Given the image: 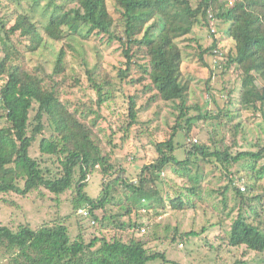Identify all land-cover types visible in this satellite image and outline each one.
<instances>
[{"label": "trees", "instance_id": "1", "mask_svg": "<svg viewBox=\"0 0 264 264\" xmlns=\"http://www.w3.org/2000/svg\"><path fill=\"white\" fill-rule=\"evenodd\" d=\"M0 2V119L6 123L0 128L2 201L9 206L15 205L5 198L9 195L25 197L34 192L44 199L45 194L60 197L73 193L71 212L66 218L43 223L35 229L30 224L16 229L0 225L2 263L146 264L163 258V254L149 249L151 240L145 235L148 206L152 204L155 208L152 202L163 196L161 174L167 169L189 173L190 166L199 162L213 168L219 164L221 176L228 178L231 185L235 182L228 176L229 168L244 164L243 171L247 174L244 192L248 191L250 196L236 190L237 214L230 223L229 235L220 238L230 247L244 246L253 252H264V219L256 205L263 198L259 192L264 194V0ZM109 2L116 6L118 18L110 13ZM217 21L228 24L226 37L233 46L224 54L215 39L203 53L220 60L215 68L221 69L222 74L232 69L238 72V104L241 109L252 110L262 126L261 136L249 144V150L243 146L246 139L241 134V124L229 127L217 137V128L222 130L224 119L231 112L220 107L204 112L199 106L188 104L191 83L184 78V51L174 35L184 28V22L193 28L198 23L210 27ZM92 35L120 44L126 60L117 67L116 75L104 69L96 73L98 65L89 67L67 41L75 37L87 40ZM57 44L67 45L79 59L91 93L87 100L69 101L62 97L65 88L72 91L82 84L73 67H70L74 72L72 81L68 82L63 48L52 66L41 61L40 52ZM204 67H208L212 78L216 69L207 63ZM133 84H142L144 91H154V99L169 104L176 113L168 138L152 143L156 158L136 178L130 179L125 169L113 162L112 151L104 143L100 120L108 121L109 117L111 134H122V141L130 138L131 131L140 132L135 95H126L124 117L114 118V111L105 113L117 102L121 89ZM207 90L209 94V87ZM207 98L216 102L211 93ZM209 121L215 124L206 141L186 143L194 122ZM179 132L185 138L182 161L174 156L177 147L174 139ZM33 150L38 156L32 155ZM93 172L102 178L101 193L96 199L85 192L87 179ZM189 181L186 200L176 191L170 198L173 211L184 212L201 202L200 182L190 177ZM82 208L88 209L95 223L89 222L90 227L98 230L89 240L81 230L76 236H69L71 229L67 222ZM196 234L189 232L182 236Z\"/></svg>", "mask_w": 264, "mask_h": 264}, {"label": "rangeland", "instance_id": "2", "mask_svg": "<svg viewBox=\"0 0 264 264\" xmlns=\"http://www.w3.org/2000/svg\"><path fill=\"white\" fill-rule=\"evenodd\" d=\"M214 5L217 6V2ZM108 7L110 13L118 18L119 13L114 3L109 2ZM183 27L175 33L174 37L184 51L182 65L184 78L191 83L188 91V104L197 105L204 112L207 110L217 111L218 107L231 112V116L224 119L222 130L217 128V137L219 139L221 133H225L229 127L241 124L240 130L243 132L241 134L246 139L243 146L245 150H249V144L256 137L261 136L262 126L252 110L241 109L238 104V72L231 68V71L222 74L221 69L215 68L220 64V60L203 53L215 39L219 41L218 47L224 54L233 46L232 41L226 37L228 24L217 21L210 27L198 23L190 28L188 23L184 22ZM213 28L215 29L214 36L211 33ZM67 41L77 49L81 57L85 58L89 67L98 65L96 73H101V70L104 69L116 75L117 67L126 60L120 44L117 41L108 43L105 37L92 35L87 40L75 37L71 39L72 42ZM60 48H63L65 52V75L69 76L68 82L72 81L71 76L74 72L70 67H73L75 73L79 74L82 83L81 87L76 86L72 91L65 88L62 97L69 101L87 100L91 93L88 91L89 83L86 81L84 69L81 68L79 59L73 56V51L67 45L57 44L48 50L43 49L40 52L41 61L52 66ZM24 49L27 50L25 47ZM204 63H207L212 69H216L212 78L208 67H204ZM208 87L211 90L209 94L211 93L215 98V103L208 100L211 98H207ZM230 91L232 94H229ZM128 94L137 97L138 127L142 128L139 130L140 134L133 130L129 135L130 138L122 141V134H111L110 127H108L109 117H107L108 121L100 120V126L104 129L102 134L104 143L107 144L109 151H112L113 162L123 167L130 179H134L146 164L156 158L157 154L152 143L165 141L168 138L174 125L176 112H173L174 108L169 104H163L159 99H154V91H144L142 84H133L121 89L117 95V102L106 107L105 113L114 111L112 114L114 118L124 117L127 109L126 95ZM228 97L230 100L227 99ZM214 124L215 121H209L207 124L194 122L189 138L196 139L199 144L206 141L208 131H211ZM5 125V121L0 119V128ZM109 139L111 140L110 145L108 144ZM174 141L177 145L174 156L177 160L182 161L185 159L183 134L179 132ZM32 155L38 156L37 151L33 150ZM189 169V173L167 169L160 176L163 196L152 202L155 208L152 207V204L148 206L149 217L145 219L148 229L145 235H148L151 240L149 249L163 254V258L159 257L146 264H264V252H253L244 246L230 247L227 241L220 238V235H223V238L225 235H229L230 223L237 214L236 190L239 186H244V182L247 181V174L243 171L244 164H237L229 168L228 176L234 180L233 185L228 183V178L221 176L219 164L213 168L209 164L199 162V164L191 165ZM189 177L201 184L199 192L201 202L184 212L173 211L170 207V198L174 197L176 191L178 195L182 194V198L186 200L189 196L186 191V188L190 186ZM101 187L100 174L93 172L87 179L85 192L91 199H96L101 193ZM170 187H174L176 190ZM243 193L250 196L248 191ZM72 194V192H68L60 197L45 194L44 199L34 192L25 197L9 195L5 198L15 203V205L10 203L9 206L3 203V195H0V225L16 229L19 225L30 224L35 229L43 223L66 218L71 212ZM259 194L263 198L259 203L256 202V205L259 211H262L264 219V194L262 192ZM68 225L71 229L69 236L74 237L81 230L85 238L89 240L93 233H98V230H93L90 227L89 220L80 217L78 213L67 222ZM140 232L142 233V229ZM189 232L197 234L194 237L182 236ZM0 264H4L1 259Z\"/></svg>", "mask_w": 264, "mask_h": 264}, {"label": "built area", "instance_id": "3", "mask_svg": "<svg viewBox=\"0 0 264 264\" xmlns=\"http://www.w3.org/2000/svg\"><path fill=\"white\" fill-rule=\"evenodd\" d=\"M225 1H228V0H225ZM211 33H215V29H211ZM215 53H218L217 51H214ZM187 143H194V144H197L198 141L196 139H191V138H187L186 139ZM240 191L244 192L245 191V187L244 186H239L238 188ZM79 215L85 219H88L90 224L91 225H94V221L91 219V215H90V212L88 211V209L86 208H82L78 211Z\"/></svg>", "mask_w": 264, "mask_h": 264}]
</instances>
